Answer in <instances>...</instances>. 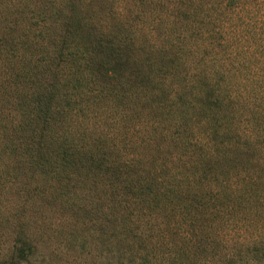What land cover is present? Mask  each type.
Returning a JSON list of instances; mask_svg holds the SVG:
<instances>
[{"label": "trees", "instance_id": "16d2710c", "mask_svg": "<svg viewBox=\"0 0 264 264\" xmlns=\"http://www.w3.org/2000/svg\"><path fill=\"white\" fill-rule=\"evenodd\" d=\"M0 244L264 264V0H0Z\"/></svg>", "mask_w": 264, "mask_h": 264}, {"label": "rangeland", "instance_id": "374dc122", "mask_svg": "<svg viewBox=\"0 0 264 264\" xmlns=\"http://www.w3.org/2000/svg\"><path fill=\"white\" fill-rule=\"evenodd\" d=\"M9 246L8 244H0V256H3L6 254V252L8 251ZM25 254V255H24ZM24 259H22V257L16 256L14 261L12 262L13 264H35L34 260L31 257V254H29L27 251L24 252Z\"/></svg>", "mask_w": 264, "mask_h": 264}]
</instances>
